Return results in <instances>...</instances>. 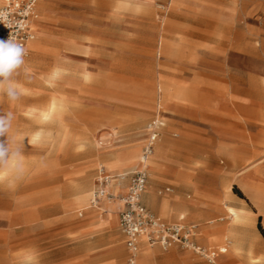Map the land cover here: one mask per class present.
<instances>
[{"label": "rangeland", "instance_id": "374dc122", "mask_svg": "<svg viewBox=\"0 0 264 264\" xmlns=\"http://www.w3.org/2000/svg\"><path fill=\"white\" fill-rule=\"evenodd\" d=\"M170 1L37 0L40 20L33 45L39 47L33 52L27 46L25 64L15 77L23 95L16 102L0 96V114L14 115L0 142L8 138L20 150L17 159L0 165V264H101L104 239L114 230L107 220L116 218L118 227L122 194L109 186L110 197L91 206L98 170L108 171L113 182L119 173L136 170L109 163L126 149L120 142L135 134L137 123L145 139L142 149L148 124L157 114L156 88L162 75L191 93L204 116L186 120L162 114L174 120L168 136L183 141L181 155L191 160L202 152L207 159L209 151L240 148V126L232 122L240 118L236 106L246 100L264 109V98L252 103L250 90L258 82L264 86V0H181L175 10ZM162 19L177 23L180 38L172 57L159 49ZM215 109L225 119L219 125L213 119ZM177 124L188 128L185 136ZM248 128L249 148L264 150L261 127L255 123ZM218 160L225 168V160ZM257 160L264 157H251L249 164ZM229 184L225 179L220 184L225 202ZM176 188L166 178L155 182L147 172L142 201L165 218L146 192L153 190L159 200ZM82 190L90 194L86 201L77 194ZM231 191L243 197L236 186ZM90 214L106 220L97 232L82 230ZM183 217L197 228L233 220L222 216L202 223L188 219L186 212ZM258 228L262 232L260 223ZM200 238L196 233L194 243L216 251V264H264L258 251L240 259L229 255L225 242L206 246ZM122 244L124 255L114 256L113 264H127ZM221 245L227 252H218ZM151 248L157 249L155 264H210L179 244Z\"/></svg>", "mask_w": 264, "mask_h": 264}, {"label": "crops", "instance_id": "0c3cea01", "mask_svg": "<svg viewBox=\"0 0 264 264\" xmlns=\"http://www.w3.org/2000/svg\"><path fill=\"white\" fill-rule=\"evenodd\" d=\"M180 1L171 0L170 8L175 10L181 4ZM39 20H35L33 23L36 24ZM221 24L224 25V22H221ZM32 31L35 36L34 31H38L37 24L35 30L32 27ZM157 33L159 35L158 43L160 52L167 57H172L176 42L180 38L177 32V23L162 19ZM34 41L32 40L28 45V50L32 46L31 51L33 52L39 47V45H33ZM258 84L256 87L250 88L254 97L252 99V103L254 104L264 98V86L261 85V82H258ZM156 92L158 93V100L155 119L161 122L159 137L162 133L163 135L160 138L158 137L155 143L154 153L151 157L156 165V169L148 165V173L151 172V177L155 182L166 178L174 186H177V188L159 200L155 197L153 190H148L146 192V198L158 207L161 215L165 217L161 218L168 223L180 222L186 225H195L197 228L196 223H190L184 220V212L188 213V219L202 223L208 219L222 216L230 220L233 216V220L230 221L218 222L213 225H200L197 228V233L201 237L200 242L206 246L225 242L230 248L229 255L238 254L240 259H247L249 253L258 251L264 260V161L257 160L249 164V158L251 157H264V150L259 149V147L250 149L248 145L249 124L256 123L257 126L261 127L260 130L264 132V109L253 104L251 105L245 102L246 100L239 102V107L236 106V108L240 118L232 120V122L240 126V148L223 150L218 153L216 151H209L207 159L202 155L204 153L198 152L190 160L188 159V155H181L183 153L179 150L183 141L172 140L168 136L170 127L174 125V120L169 117H163L162 114L167 113L174 116H181L186 120H199L203 119L204 116L192 103L191 93L180 91L163 75L158 78ZM145 96L151 99L153 98V93L146 92ZM213 112L215 115V118H213L215 123L219 125L225 120L220 111L215 109ZM163 118L168 120V125L162 121ZM259 122L262 125H259ZM182 124L184 125L185 123ZM182 124H177V127L185 136L188 128L186 126L183 127ZM136 129L135 134L126 135L122 142H120L127 147L111 158L109 163L111 166H116L117 169L128 167L136 168L141 145L145 140L142 137L139 123L136 124ZM234 140L235 138L233 137L232 141ZM201 158L205 159L201 160ZM218 158L225 160V168L220 165ZM133 171L119 173V179L112 183L111 188L123 194L129 184L130 174ZM238 171L240 172L238 173ZM125 176H128V179ZM223 179L230 181L229 191H227L228 202L222 199L220 184ZM233 186L239 188L243 197H238L231 191ZM109 190L110 187H108ZM164 190L168 191L169 187H166ZM81 192L87 191L82 190L77 194ZM150 192L152 193V200L148 198ZM185 192H188V194ZM89 195L87 193V197ZM229 208L234 209L236 215L231 214ZM89 218L87 224L82 227V230H87V232L90 230L92 232L99 231L104 226L103 223L106 222L105 219L96 214H90ZM176 218L178 220L173 221ZM107 221L112 223L114 230L104 239L103 249L100 251L103 256L98 260L101 264H113L114 256L122 258L124 255L122 243L125 246V239L120 228L118 229L119 221L118 227L116 218H111ZM258 223H260L263 233L259 230ZM151 247L153 246L148 245L142 240L139 241L138 264H155L154 255L157 249ZM222 248L224 251H220ZM218 252H227V247L221 245Z\"/></svg>", "mask_w": 264, "mask_h": 264}, {"label": "built area", "instance_id": "2783aa9c", "mask_svg": "<svg viewBox=\"0 0 264 264\" xmlns=\"http://www.w3.org/2000/svg\"><path fill=\"white\" fill-rule=\"evenodd\" d=\"M37 0H2L0 3V39L13 37L26 50L34 38L32 24L37 18L35 5ZM161 122L152 120L147 127V139L141 149V162L152 154L154 143L159 137ZM111 177L102 167L98 170L96 189L90 204L96 207L103 198H109L107 185ZM147 183V170L139 168L130 174L129 184L119 197V228L124 235L125 248L128 251L127 264H137L138 243L141 238L150 246L158 245L167 249L172 244L191 248L195 253L216 264V251L206 249L194 243L197 233L195 225L180 222L168 223L154 214L142 203V194Z\"/></svg>", "mask_w": 264, "mask_h": 264}, {"label": "clouds", "instance_id": "9594fccd", "mask_svg": "<svg viewBox=\"0 0 264 264\" xmlns=\"http://www.w3.org/2000/svg\"><path fill=\"white\" fill-rule=\"evenodd\" d=\"M26 49L10 36L7 40L0 39V96L9 102H16L23 95L22 88L15 77L25 64ZM14 115L11 112L0 114V136L8 134L12 127ZM20 156L19 148L13 149L10 140L0 142V165L7 166L10 160ZM21 172L16 166L17 178Z\"/></svg>", "mask_w": 264, "mask_h": 264}, {"label": "bare ground", "instance_id": "6f19581e", "mask_svg": "<svg viewBox=\"0 0 264 264\" xmlns=\"http://www.w3.org/2000/svg\"><path fill=\"white\" fill-rule=\"evenodd\" d=\"M1 1L2 0H0V3H1ZM38 7V6H37ZM37 14V19L39 20V16H38V13H36ZM35 26H36V24L35 23H33L32 24V27H33V29L35 30ZM32 42V41H31ZM31 42H29L28 43V45L31 43ZM55 102H53L52 103V107H54V104ZM50 108V107H49ZM145 141V140H144ZM144 143V142H143ZM156 143V142H155ZM155 143H154V147H155ZM142 146V145H141ZM153 153H154V150H153V152H152V154L151 155H149L145 160H144V162L142 163L141 162V151H140V155H139V158H138V162H137V165H136V168L135 169H139V168H145L146 170H147V172H148V165H150V167H152V168H155L156 169V165L154 164V161L152 160V155H153ZM149 174V173H148ZM110 175V174H109ZM111 177V176H110ZM112 183H113V177H111V180H110V182L108 183V185H107V188L109 187V186H112ZM87 193L88 192H81V194H80V197H81V199H82V201H86V199H87ZM91 197H92V195H91ZM90 197V198H91ZM148 198L150 199V200H152V195H151V193H149L148 194ZM105 199H107V198H103L102 200H105ZM229 212L231 213V214H233V215H236V211L234 210V209H232V208H229ZM195 238H196V236H195ZM141 240L143 241V239L141 238ZM244 244V243H243ZM220 251H224V249H221ZM137 264H138V258H137Z\"/></svg>", "mask_w": 264, "mask_h": 264}]
</instances>
